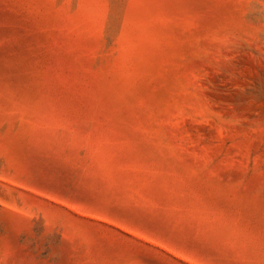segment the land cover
<instances>
[{"label": "rangeland", "instance_id": "374dc122", "mask_svg": "<svg viewBox=\"0 0 264 264\" xmlns=\"http://www.w3.org/2000/svg\"><path fill=\"white\" fill-rule=\"evenodd\" d=\"M0 264H264V0H0Z\"/></svg>", "mask_w": 264, "mask_h": 264}]
</instances>
